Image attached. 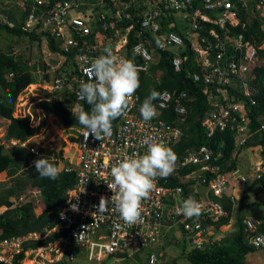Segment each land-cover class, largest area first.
Masks as SVG:
<instances>
[{
    "label": "built area",
    "instance_id": "obj_1",
    "mask_svg": "<svg viewBox=\"0 0 264 264\" xmlns=\"http://www.w3.org/2000/svg\"><path fill=\"white\" fill-rule=\"evenodd\" d=\"M149 2L142 11L137 28L141 41L132 46V54L141 59L137 64L142 71L148 72L153 50H172L171 63L179 71L188 58V49L197 70L188 71L187 76L201 85V91L212 107L211 114L202 117L201 126L207 136L217 129L228 128L234 132L235 146H243L252 135L248 131V105L255 103L253 68L262 65L263 60L258 57L255 45L236 28L243 27L250 16L263 19L264 0ZM98 4L103 8L100 6L99 10ZM105 5L104 0L96 3L83 0H29L22 30L37 35L48 33L58 43V52L64 61L74 51V64L69 70L57 73V66L49 65L46 68L45 73L50 80L40 89L54 92L60 99L73 95L77 102H82L78 98L80 82H87L85 69L93 59L103 54L106 46L102 47L101 42L112 43L107 46H111L115 54L125 57L122 50L133 25L119 28L115 24L131 17L130 6L127 3L124 7L112 9ZM108 26L112 29L109 35L106 34ZM261 27L264 29V23ZM147 35L155 36L152 48ZM153 78L159 83L158 74ZM28 92L32 93L31 90ZM158 92L160 98L155 101L157 116L149 122H145L140 114V98L135 92L127 111L113 126L111 137L101 141L90 135L85 140L86 129L78 130L76 165L65 168L74 171L75 183L56 212V223L46 225L39 231L1 238L0 264H12L14 260L18 264L71 262L77 257V248L85 252L88 260L95 261L147 247L154 250L164 238V232L177 226L189 240L191 249H202L214 242L209 239L210 222L227 214L219 198L225 197L234 202L235 187L255 181L256 195L264 200V157L252 163L249 175L237 174L236 171H225L220 164L214 163L220 153L214 154L210 146L202 144L185 150L170 176L157 178L155 189L143 201L142 219L135 225L126 224L112 204L106 211L97 212L100 198L110 199L113 194L107 183H112L110 169L118 160L133 153L144 154L146 146L143 141L148 137L163 140L173 148L185 136L190 102L188 92L178 89H161ZM25 109L23 113L17 114L15 111V114H29L33 122L32 113ZM169 116L172 118L168 119ZM257 131L264 132V119ZM30 150L38 153L35 146ZM186 166L196 168L182 174L181 170ZM190 182V191L186 192L183 185ZM189 196L203 205L198 218L176 214V208ZM31 199L36 203L40 201L38 188L20 194L13 205ZM243 223L249 233L248 243L254 248L264 247V231H258L259 220L245 216ZM54 233L58 234L56 238L37 246L30 245ZM153 250L149 253L147 264L157 262V253Z\"/></svg>",
    "mask_w": 264,
    "mask_h": 264
},
{
    "label": "trees",
    "instance_id": "obj_2",
    "mask_svg": "<svg viewBox=\"0 0 264 264\" xmlns=\"http://www.w3.org/2000/svg\"><path fill=\"white\" fill-rule=\"evenodd\" d=\"M149 1L151 0H104V3H107L105 7H111L112 9L124 7L127 3L129 4L130 8H128V10L131 12V17L116 23L115 26L124 28L129 24L133 25L128 34L124 54L127 58H134L136 63H140L141 59L132 54V46L141 39L137 36V28L142 16V11L148 6L150 3ZM7 6V4H0L1 10H4ZM100 6L99 4L97 5L99 10ZM102 6L101 8H103ZM28 7L29 0L25 2V9L18 10L19 17L17 21L12 25L6 22L0 23V30H4L13 35H25L32 41L45 38L51 51H59L58 44H56L54 38L48 33L37 35L22 30L21 27ZM9 17L14 20L12 12H9ZM263 23L264 18L259 19L256 16H250L246 18L243 27L236 28L237 32H242L245 37L255 45L258 57L263 60L262 65L253 68L255 78L252 81V87L254 90L255 103L248 105V131L252 133V135L247 138L245 144L241 147L235 146L234 132L232 130L228 128L223 130L217 129L211 136H207L206 131L201 126L200 121L202 117L209 116L212 112V107L208 105L206 96L201 91V85L192 81L187 76L188 71L197 70L194 66L193 55L188 49L186 51L188 58L179 71H176L171 63L174 52L172 50H166L162 52L154 51L153 61L150 63L148 73L144 71L139 73L140 86L136 92L140 97V106L152 90L158 92L161 89L175 88L178 90H186L190 96L185 136H183L176 146L172 148L178 158L185 150L205 144L213 149L214 154L220 153V156L214 163L220 164L225 171H231L236 165L234 155L242 148L260 145L264 150V132L257 131L261 120L264 119V29L261 27ZM171 27L176 29L174 25ZM111 31V27L108 26L106 32L109 34ZM147 36H149L151 41V47H153L155 36ZM9 48L10 46L6 48L0 47V117L7 122L4 131L5 139L25 141L38 134L45 122L44 119H41L39 125H34L29 114H15V106L19 94L30 83L34 82V77L30 67L23 62L20 56H16L10 51ZM72 59L73 52H70L68 54V60ZM42 67H44L43 70L46 68L45 65ZM63 70L64 69L60 67L57 69V73ZM157 74L160 79L159 84L155 83L152 77ZM44 77L47 79V74H45ZM80 107L88 109L90 106L87 105L85 101L77 102L73 95L63 96L61 99L51 95L45 99L39 100L33 107V110H41L46 114H54L65 126L83 128L75 115H73ZM164 116L167 117L165 114ZM170 118H172V116L168 117V119ZM119 119L120 117L113 121V126ZM71 139L72 141L77 140V138ZM61 154L62 150L55 155L60 157ZM52 162L58 165L57 159ZM14 163L15 160L6 153L4 143L0 141V172L8 170ZM195 168L196 166H186L181 170V173H189ZM27 178L30 179V185L26 189L38 188L40 190L41 200L37 204L27 201L20 205H13L10 196L17 191V185L19 186L20 182L24 179H16L9 187L1 190L0 207L4 206L5 208L0 212V239L39 231L46 225H54L56 223V212L64 204L67 191L71 189L75 183L74 171H67L64 168L60 169L56 179L41 177L36 170L35 172L31 171V173L27 175ZM256 183L257 182L254 181L246 186L242 193V199H246L249 196L248 191L252 187H256ZM191 185L192 182L184 184V190L186 192L190 191L189 188ZM219 200L227 214L221 216L216 221L210 222L215 227L227 224L232 210V201L225 197L219 198ZM38 205L42 207L40 212ZM243 218L242 214L238 212L235 230L230 236H225V238L219 241H214L211 245L205 246V248L202 249H190L185 256L189 264H243L245 256L256 250V248L248 243L249 233L244 228ZM258 231L264 230L259 227ZM57 236L58 234L54 233L45 240H36L31 242L30 245L37 246ZM125 255H127V253H117L111 256ZM167 263L174 264L175 259ZM12 264H18V262L14 260ZM59 264H68V262H61Z\"/></svg>",
    "mask_w": 264,
    "mask_h": 264
},
{
    "label": "clouds",
    "instance_id": "obj_3",
    "mask_svg": "<svg viewBox=\"0 0 264 264\" xmlns=\"http://www.w3.org/2000/svg\"><path fill=\"white\" fill-rule=\"evenodd\" d=\"M142 70L134 58L115 54L111 46H106L103 54L91 61L90 66L85 69L88 80L80 82L78 93V98L90 107H80L73 114L86 129L85 140L90 135L101 141L111 137L113 121L127 111L140 86L139 73ZM159 98L160 93L152 90L143 100L139 111L145 122L157 116L154 101ZM143 143L146 146L144 154L127 155L111 167L112 183L107 185L113 194L110 199L102 196L97 208V212L102 213L109 204L114 205L123 221L130 226L141 221L143 201L155 189L157 178L166 179L170 176L175 171L178 160L174 150L163 140L148 137ZM33 163L41 177L56 179L59 175V166L47 156H42ZM73 208L76 206L73 205ZM202 209V203L189 196L175 211L177 215L198 218Z\"/></svg>",
    "mask_w": 264,
    "mask_h": 264
},
{
    "label": "rangeland",
    "instance_id": "obj_4",
    "mask_svg": "<svg viewBox=\"0 0 264 264\" xmlns=\"http://www.w3.org/2000/svg\"><path fill=\"white\" fill-rule=\"evenodd\" d=\"M89 3H96L99 0H83ZM22 2V3H21ZM24 0H0V4H7L8 6L1 10L0 8V23H8L10 25L14 24L19 17V9H25V5H23ZM9 7V10H8ZM9 12H12L14 20L9 17ZM44 39L41 40H30L25 35H13L11 33H7L4 30H0V47L6 48L10 46L9 50L12 51L16 56H20L25 64L31 63L35 64V69L43 70L45 65L47 68L49 65H55L57 61L51 58L52 53L49 55L46 46L43 44ZM47 62L45 63V60ZM49 64V65H48ZM28 65V64H27ZM30 67V65H29ZM45 70V69H44ZM23 100L16 104V112L23 113ZM26 108V107H25ZM6 120L0 117V141L4 143V146H10L9 140L5 139L4 131L6 128ZM57 125V122L55 123ZM57 127V126H56ZM44 128V127H43ZM42 128V129H43ZM48 125L44 128L42 136L44 137L46 142L45 147H40V151L44 153H48L53 155V153H57L61 148H63V142L68 140L70 134H76V129H69V126H65V129L61 126L56 129L55 127ZM44 141V142H45ZM42 144V141H41ZM41 146V145H40ZM242 155L241 160L236 163L237 165V174H246L249 175L251 170L252 162L258 157L256 152L248 147H244L241 149ZM66 155L69 160H72L68 163L76 165V157L77 151L74 147L73 143H67L66 147ZM15 163L11 166H14ZM15 181V180H14ZM13 181V183H14ZM30 179L27 177L24 178L23 181L20 182V185H17V191L26 189L30 184ZM12 183V184H13ZM242 187V184L240 185ZM257 192V188H255ZM255 193H252L247 197V201L250 202L249 205L243 206L241 211L245 214H250L256 218L263 219L264 218V200L260 199ZM30 193V192H29ZM238 203H242V193L238 191L236 197ZM240 201V202H239ZM245 201V200H244ZM254 202V204H253ZM240 206V205H239ZM235 216L232 217V223L223 226L218 234L230 236L231 233L235 230ZM174 231H169L166 235L169 236L166 240L163 239L159 244L153 248L147 247L141 249L136 252L128 253L125 256H108L101 261L88 260L85 252L83 250H79L77 248L76 253L77 257L68 262V264H147L148 256L150 251H155L157 253V262L156 264H168V261H172L175 259L174 264H189L187 259L185 258V254L190 251L191 245L188 239H183L181 234V230L179 227H175ZM225 238V237H224ZM245 264H264V247L258 248L253 252H250L246 256Z\"/></svg>",
    "mask_w": 264,
    "mask_h": 264
},
{
    "label": "crops",
    "instance_id": "obj_5",
    "mask_svg": "<svg viewBox=\"0 0 264 264\" xmlns=\"http://www.w3.org/2000/svg\"><path fill=\"white\" fill-rule=\"evenodd\" d=\"M25 1V0H24ZM22 3V2H21ZM23 5H25L23 3ZM112 33V32H110ZM109 33V34H110ZM107 35H109L107 32H106ZM129 34V33H128ZM127 38H128V35H127ZM44 39V45L46 46L47 50H48V55L50 53H52L53 56H51V58L56 62V64L54 66H57V68L59 69L60 67H62L65 71L69 70L71 67H72V64H74L73 62V59L72 60H68L67 61H64L63 58L60 56L59 52L56 51V52H53L49 49V46H48V43H47V40L45 38ZM141 41V39H140ZM56 42V41H55ZM56 44H58L56 42ZM102 44V47H105L107 46L108 44H112V43H109L108 41H102L101 42ZM152 48V47H151ZM124 50L125 48L122 50L123 52V55L125 56L124 54ZM154 52V50H153ZM74 53V51H73ZM74 55V54H73ZM126 57V56H125ZM68 58V56H67ZM43 60H45V63L47 62V59L46 58H43ZM71 61V62H70ZM153 61V60H152ZM28 64V65H27ZM26 65L29 67L30 65V69H31V72H32V75L34 77V82L33 83H30L29 85H32L31 88H33L34 86H37L35 89H31L30 87L28 88V86L19 94L18 98H17V103L22 101L23 100V105L24 107H26L25 110H29V112L32 113V118H33V124L34 125H39L41 119H44V125L40 128L39 130V133L26 139L25 141H20V140H16V139H11L9 140L10 142V146L6 147L5 146V151L6 153H8L14 160H15V165L14 166H11L8 170L6 171H3V172H0V192L1 190H3L4 188H7L9 187L14 180L16 179H24L27 177L28 174L32 172H35V166H34V161L42 156H47L48 159L50 161H54V160H58V166H59V169H62V168H66V166L68 165H74L71 164V163H68L72 160H69L67 155H66V147H67V143H73L74 144V147L76 149V141H72L71 138H77V134H78V130L80 128H77V127H71L69 126V129H76L77 130V133L76 134H70V137L68 138V140H65L63 142V148H61L59 151L62 150V154L61 156L57 157L55 154H58L57 153H53V155H50L48 153H44L42 151H40V147H45V143L48 142V141H45L44 140V137L42 136V133H43V130L45 127H47L48 125H50L53 129L54 127L56 129L60 128L61 126L65 129V125H63L61 123V121L58 119L57 116H55L54 114H46L44 113L43 111L41 110H33V107L35 106V104L39 101V100H42V99H45L46 97L48 96H51L53 95L54 97L58 96V94L54 93V92H47L45 91L44 89H40L42 88V85H44L45 83H47L49 80H50V77L47 73H45V70H41V69H38V67L35 69V64H32L31 63H27ZM49 65V64H48ZM44 66V65H42ZM150 66V65H149ZM149 71V69H148ZM62 72V71H60ZM145 72V71H144ZM148 73V72H146ZM45 74H47V79L44 77ZM155 76V75H154ZM153 77V76H152ZM154 80V78H153ZM160 80V79H159ZM155 81V80H154ZM160 82V81H159ZM157 83V82H155ZM159 84V83H157ZM175 89V88H174ZM27 90V91H26ZM31 90L32 93H29L28 91ZM137 93V92H136ZM139 95V94H138ZM140 98V97H139ZM140 104V103H139ZM57 122V125H55V123ZM58 128H57V127ZM44 127V128H43ZM43 128V129H42ZM41 141H42V144H41ZM45 141V142H44ZM41 145V146H40ZM32 146H35L37 147L38 149V153H34L30 150V148ZM250 149H252L254 152H256L257 154V158L253 161H257L259 158L261 157H264V150L262 149V147L260 145H254V146H250L248 147ZM242 155V152L241 150L236 153L234 155V160L236 161V163L238 161H240L242 158L241 157ZM56 156V157H55ZM77 158V157H76ZM77 160V159H76ZM252 162V163H253ZM252 165V164H251ZM232 171H236L237 173V165H235V167L232 169ZM241 184H238L236 187H235V194H236V197H237V193L238 191H240L241 193H243L244 189L246 188V186H248V184H242V187L240 186ZM256 187H252L248 192H249V195H251L252 193H255L256 190H255ZM33 189V188H31ZM31 189H23V190H19V191H16L15 193H13L11 196H10V200L12 202H14L17 197L20 195V194H23L24 192H30ZM41 197V195H40ZM34 199H31V200H28V201H31L33 202L34 204H37L39 202H34L33 201ZM41 200V199H40ZM245 200V201H244ZM240 202V201H239ZM250 202L247 201V198L246 199H243L242 203H238L237 199L232 203V210H231V213H230V217H229V221L227 222V224H230L232 223V217H236L237 216V213H241L243 217L245 216H252L250 214H245V213H242L241 209L243 206H247L249 205ZM254 204V202H253ZM240 205V206H239ZM4 206H1L0 207V212L2 210H4ZM38 209H39V212L42 210V207L40 205H38ZM254 217V216H253ZM256 218V217H255ZM257 220H259L260 224H259V227L260 229L264 230V218L263 219H260V218H256ZM236 222V218L234 220V223ZM227 224L225 225H222L220 227H215L214 225H209V228H210V234H209V239L213 240V241H219L221 239H223L225 237V235H221V234H218L219 231L221 230L222 231V227L223 226H226ZM258 227V228H259ZM179 229L181 230V234L183 236V239H185V234L183 233L182 229L179 227ZM169 231H174V230H169ZM169 231H165L164 233V238L163 239H167L169 238L168 235H166L167 232ZM162 239V240H163ZM187 239V238H186ZM258 249V248H256ZM151 252V251H150ZM149 252V253H150ZM249 254V253H248ZM247 254V255H248ZM246 255V256H247ZM186 256V254H185ZM246 256H245V260H246ZM245 264V261L244 263Z\"/></svg>",
    "mask_w": 264,
    "mask_h": 264
}]
</instances>
